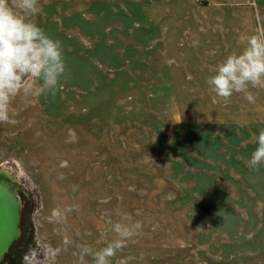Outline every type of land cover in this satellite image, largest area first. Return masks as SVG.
Returning <instances> with one entry per match:
<instances>
[{"label": "rangeland", "instance_id": "1", "mask_svg": "<svg viewBox=\"0 0 264 264\" xmlns=\"http://www.w3.org/2000/svg\"><path fill=\"white\" fill-rule=\"evenodd\" d=\"M39 6L31 19L62 45L61 86L36 80L0 122L33 264H94L80 246L106 247L117 223L140 227L110 264H264V164L247 163L264 88L224 101L206 83L264 29V0Z\"/></svg>", "mask_w": 264, "mask_h": 264}, {"label": "clouds", "instance_id": "2", "mask_svg": "<svg viewBox=\"0 0 264 264\" xmlns=\"http://www.w3.org/2000/svg\"><path fill=\"white\" fill-rule=\"evenodd\" d=\"M41 11L39 0H0V122H15L10 116L11 103L21 92L30 94L36 80H43L40 92L47 90L54 94L61 86L60 80L66 71L61 42L46 35L31 19ZM242 41L246 43L244 49L229 54L206 83L224 101L239 92L254 103L255 97L248 88L250 85L264 88V29L242 37ZM255 139L258 146L247 162L252 169L264 164V129ZM52 215L60 217L59 211H53ZM139 227L138 223L132 227L113 225L119 238L95 252L81 245V259L92 255L94 264H110L111 258L126 246ZM69 242L66 238L65 243ZM33 253L34 250H29L22 264H33L36 259Z\"/></svg>", "mask_w": 264, "mask_h": 264}, {"label": "water", "instance_id": "3", "mask_svg": "<svg viewBox=\"0 0 264 264\" xmlns=\"http://www.w3.org/2000/svg\"><path fill=\"white\" fill-rule=\"evenodd\" d=\"M0 169V263L21 235L22 202L14 189L12 176ZM8 173V172H7Z\"/></svg>", "mask_w": 264, "mask_h": 264}, {"label": "trees", "instance_id": "4", "mask_svg": "<svg viewBox=\"0 0 264 264\" xmlns=\"http://www.w3.org/2000/svg\"><path fill=\"white\" fill-rule=\"evenodd\" d=\"M23 230V236L19 237V239L13 244V246L10 248L9 253L6 255V257L0 264H22L25 254L29 253L30 247H33L31 243V236L27 237L28 234L25 235V227ZM24 238L27 239L25 243L22 244L20 247H17V244L21 243ZM27 241L29 242L27 243Z\"/></svg>", "mask_w": 264, "mask_h": 264}, {"label": "crops", "instance_id": "5", "mask_svg": "<svg viewBox=\"0 0 264 264\" xmlns=\"http://www.w3.org/2000/svg\"><path fill=\"white\" fill-rule=\"evenodd\" d=\"M252 8H253V6H252ZM254 15V14H253ZM208 21H206V23H207ZM244 24H245V22H244Z\"/></svg>", "mask_w": 264, "mask_h": 264}, {"label": "bare ground", "instance_id": "6", "mask_svg": "<svg viewBox=\"0 0 264 264\" xmlns=\"http://www.w3.org/2000/svg\"><path fill=\"white\" fill-rule=\"evenodd\" d=\"M7 175V174H6Z\"/></svg>", "mask_w": 264, "mask_h": 264}]
</instances>
